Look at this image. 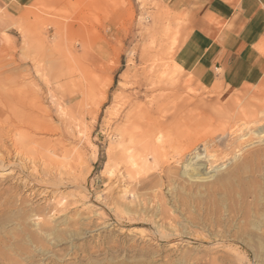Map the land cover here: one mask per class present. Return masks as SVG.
<instances>
[{
    "label": "rangeland",
    "instance_id": "rangeland-1",
    "mask_svg": "<svg viewBox=\"0 0 264 264\" xmlns=\"http://www.w3.org/2000/svg\"><path fill=\"white\" fill-rule=\"evenodd\" d=\"M197 1L0 0V264H264V63L198 79Z\"/></svg>",
    "mask_w": 264,
    "mask_h": 264
},
{
    "label": "crops",
    "instance_id": "crops-1",
    "mask_svg": "<svg viewBox=\"0 0 264 264\" xmlns=\"http://www.w3.org/2000/svg\"><path fill=\"white\" fill-rule=\"evenodd\" d=\"M197 2L192 31L198 58L192 71L200 80L218 78L224 87L235 88L252 75L257 63H264V50L259 49L264 45V29L258 24L264 0Z\"/></svg>",
    "mask_w": 264,
    "mask_h": 264
},
{
    "label": "bare ground",
    "instance_id": "bare-ground-1",
    "mask_svg": "<svg viewBox=\"0 0 264 264\" xmlns=\"http://www.w3.org/2000/svg\"><path fill=\"white\" fill-rule=\"evenodd\" d=\"M153 64V63H152ZM165 68V67H164ZM161 69V68H160ZM163 69V68H162ZM167 71V68H165L163 71H162V76H157V77H155V78H153V76L151 77V79L149 80V82H150V84L151 85H153V84H158V85H164V86H171L172 85V81H170V82H165L166 80H168L169 78L167 77V73L168 72H166ZM17 76V75H16ZM156 76V75H155ZM1 77H3V76H1ZM6 78H8V76L6 77ZM45 78V77H44ZM15 79H17V78H15ZM19 79V78H18ZM47 81V80H46ZM70 82V81H69ZM76 83V82H75ZM72 84H73V82H72ZM4 85V84H3ZM17 85H19V84H17ZM78 85V84H77ZM2 86V85H1ZM1 86H0V88H1ZM72 86H74V85H71V87ZM78 86H80V85H78ZM93 86V85H92ZM6 87V86H5ZM29 87V86H28ZM89 87H91V86H89ZM94 87V86H93ZM25 88V87H24ZM69 88V87H68ZM68 88H67V90H68ZM74 88H75V86H74ZM176 88V87H175ZM73 89V88H72ZM71 89V90H72ZM77 89V88H76ZM79 89V88H78ZM78 89H77V91H78ZM4 90V89H3ZM70 90V91H71ZM159 90V89H158ZM169 90V89H168ZM4 91H6V90H4ZM21 91V90H20ZM22 91H23V89H22ZM170 91V90H169ZM12 92V91H11ZM72 92V91H71ZM21 93H17V95H20ZM25 94V93H24ZM30 94V93H29ZM173 94H174V92H173ZM168 95V94H167ZM176 95V94H175ZM22 96H23V94H22ZM26 95H24V97H25ZM30 96H32V95H30ZM155 96V95H154ZM15 97V92H13V93H7V92H3L2 93V95L0 96V99H1V101H0V103H2V105H1V107L2 106H4L5 108L7 107V108H9V109H7V111H9L10 109H11V102H12V100H13V98ZM23 97V100H26L25 98ZM27 97H28V95H27ZM26 97V98H27ZM156 97H157V95H156ZM172 97V96H171ZM19 98V97H18ZM35 99H36V96L34 97ZM159 98V97H158ZM21 99V98H20ZM175 99V98H174ZM28 101L30 100L29 98L27 99ZM161 100V99H160ZM164 100H165V98H164ZM171 100H173V98L171 99ZM22 101V100H21ZM78 101V100H77ZM150 101V100H149ZM158 101H159V99H158ZM167 102H168V100H166ZM174 101V100H173ZM172 101V102H173ZM18 102V101H17ZM16 102V103H17ZM26 102V101H25ZM24 102V103H25ZM80 102V101H79ZM164 102V101H163ZM23 103V102H22ZM57 103H59V102H57ZM85 103H86V101H85ZM157 103V102H156ZM155 103V104H156ZM15 104V103H14ZM13 104V105H14ZM37 104V103H36ZM154 104V105H155ZM161 104V103H160ZM16 105V104H15ZM18 105V104H17ZM21 105H23V104H21L20 103V106ZM82 105V104H81ZM153 104L152 105H149L148 107H143V109L142 110H139V113L138 114H136L135 115V117L136 118H140V119H144V121H143V123H139V130L137 131V132H133V133H131V135L130 136H127V134H125V136H124V133H123V136L124 137H122L123 139H122V141H124V145L122 146L123 148L124 147H126V146H130V145H137L138 146V149H140V150H143L144 152H145V154H148V155H153V156H155L158 152H157V142H159V143H161L162 141H166V139H164L165 137H167V136H169V135H172L171 134V132H173L174 131V129H175V124L177 123V121H178V117H175V116H173L174 118H172L171 119V114H169V113H165L166 112V110H165V112H162V114H160V113H158L159 111H161L162 110V108H167L166 106L168 105V104H163L162 105V107L160 106V105H158L157 107L156 106H154ZM37 106H39V105H37ZM0 107V108H1ZM14 107V106H13ZM23 107V106H22ZM24 108V107H23ZM161 108V110H159ZM185 108V107H184ZM14 110V109H13ZM13 110H11V112L13 111ZM25 110V109H24ZM27 110V109H26ZM164 110V109H163ZM16 112V111H15ZM6 113V112H5ZM14 113V112H13ZM175 113V112H174ZM20 115H22V114H20ZM158 115V116H157ZM8 116V115H7ZM157 116V117H156ZM18 117H19V114H18ZM19 120H20V117L18 118ZM5 121V120H4ZM21 121V120H20ZM21 123H23V122H21ZM20 123V124H21ZM262 125H264V122H262V123H260V122H258V124H257V126H262ZM264 130V126L263 127H260V131H263ZM258 131H259V128H258ZM259 131V132H260ZM121 133V134H122ZM174 133V132H173ZM261 133H263V132H261ZM177 136V135H176ZM176 138V137H175ZM164 141V142H165ZM158 143V144H159ZM189 144H192V143H189ZM208 144V143H207ZM136 146V147H137ZM162 147H163V144L161 145ZM160 147V146H159ZM210 147V146H209ZM203 148V147H202ZM186 149V148H185ZM160 150V149H159ZM121 151V150H120ZM125 151V150H124ZM124 151L123 152H121V155L124 153ZM205 152V151H204ZM206 152H207V150H206ZM141 153H142V151H141ZM195 153V152H194ZM125 154V153H124ZM207 154V153H206ZM148 155H146V156H148ZM125 156H127V154H125ZM158 156V155H157ZM194 156V155H193ZM213 156V155H212ZM160 157V156H159ZM158 157V158H159ZM195 157H197V162H196V164H199L201 161H205V162H207V160H209V159H206V157H209L208 155H205V156H203V158L201 157V158H198V157H200V154H196L195 155ZM109 158H111V155H110V157ZM126 158V157H125ZM157 158V159H158ZM195 160V159H194ZM193 163V162H192ZM195 164V165H196ZM112 167H110V169H109V172H111L112 171V169H111Z\"/></svg>",
    "mask_w": 264,
    "mask_h": 264
}]
</instances>
